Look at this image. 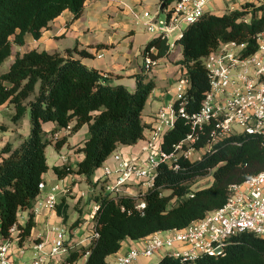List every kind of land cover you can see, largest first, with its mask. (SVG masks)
<instances>
[{
	"label": "trees",
	"instance_id": "trees-1",
	"mask_svg": "<svg viewBox=\"0 0 264 264\" xmlns=\"http://www.w3.org/2000/svg\"><path fill=\"white\" fill-rule=\"evenodd\" d=\"M167 3L170 0H163ZM86 0H0V66L10 56L13 61L0 71V105L13 104L12 120L17 122L29 110V131L16 147L6 142L0 150V243L4 238H16L20 243L35 225L33 205L39 195V183L48 169L45 147L52 144L58 150L67 136L53 134L70 127V133L87 124L89 136L78 148L83 157L76 163L52 166L59 178L75 172L89 181L91 175L119 145H131L146 138L142 110L154 88L152 77L136 73L135 87L111 85L100 70L85 65L73 56L76 47L63 53L28 49L13 53V47L25 45V35L38 39L48 23L64 10L79 17ZM264 31V4L246 2L242 9L221 14L207 13L187 25L182 35L174 39L181 47L178 63L189 81L186 109L199 108L208 88L209 76L204 66L205 56L218 48L219 42L244 44L243 53L256 49V36ZM153 49V50H152ZM170 42L164 35H154L143 46L142 54L154 59L168 55ZM26 100V104L24 103ZM54 122L50 134L42 124ZM188 121L177 118L173 128L163 135L161 146L170 149L186 132ZM227 137L217 143L200 160L180 161V169L160 164L153 186L144 194L145 206L135 207L136 199L128 195L98 193L94 196L97 209L93 214V230L98 233L86 246H66L63 264H74L85 256L84 264H107L108 255L117 253L124 239L137 240L156 231L183 228L205 212L221 206L228 185L241 182L264 168V146L252 135ZM201 143V142H199ZM211 172L212 182L205 188L191 190V182ZM165 190H169L165 193ZM192 194V195H189ZM68 203L60 198L56 214L63 222L68 219ZM27 210V218L19 222V213ZM82 219L69 226L70 236ZM14 227L12 234L10 229ZM149 264H264V239L250 232H241L226 243L217 255L200 254L193 260L162 256Z\"/></svg>",
	"mask_w": 264,
	"mask_h": 264
},
{
	"label": "built area",
	"instance_id": "built-area-1",
	"mask_svg": "<svg viewBox=\"0 0 264 264\" xmlns=\"http://www.w3.org/2000/svg\"><path fill=\"white\" fill-rule=\"evenodd\" d=\"M213 1L170 0L164 3L159 0L155 9L143 8L137 17L151 35L161 34L169 38L172 34L176 39L187 25L211 13L208 6ZM218 1L223 2L220 7L223 11L242 9L246 2L264 4V0ZM160 12L164 13L163 19H159ZM174 39L170 51L175 46ZM243 48L242 43L220 41L218 48L205 56L208 88L195 111L186 109L189 81L185 70L177 73L170 101L152 117L148 136L141 148L142 157L125 158L122 152L114 150L110 155L114 166L105 164L103 168L105 177L100 181L101 193L134 197L135 207L142 209L145 206L143 196L153 186L160 164L178 170L181 160H200L227 137H233L234 143L239 144V136L252 135L264 146V31L256 36L255 51L244 54ZM97 56L101 57L102 53ZM157 63V59L150 55L143 56L142 71L149 73ZM177 118L188 121L191 130L167 150L161 146L163 135L173 128ZM134 185L140 186L136 193L131 188ZM38 187L41 192L45 182L42 180ZM65 192L66 186L51 185L44 197L36 199L33 212L40 208L54 210L59 194ZM96 209L97 204L90 211L91 219ZM10 231L13 234L15 228ZM48 232L50 237L31 244L32 258L28 264H57L56 258L68 252L67 230L61 222L50 224ZM241 232H250L264 239V168L241 182L229 184L221 206L205 212L183 228L156 231L135 240L132 247L117 252L114 260L107 264H133L138 257H152L163 248L168 250L164 255L189 260L205 253L217 255L232 237ZM97 236L90 226L89 234L78 242V246H86ZM14 243L15 239L11 237L1 241L0 264H25L16 262L13 256H24L27 246H14ZM175 244H185L189 249H175Z\"/></svg>",
	"mask_w": 264,
	"mask_h": 264
},
{
	"label": "crops",
	"instance_id": "crops-1",
	"mask_svg": "<svg viewBox=\"0 0 264 264\" xmlns=\"http://www.w3.org/2000/svg\"><path fill=\"white\" fill-rule=\"evenodd\" d=\"M158 2L159 0H86L79 17L72 19L71 12L64 10L48 23L38 39H34L29 34H26L25 44L28 42L32 44V47L29 49L47 50L49 52L56 51L63 53L65 50L72 49L73 47H76L77 50H84L86 52L85 56H81L77 51L73 52V56L79 58L85 65L103 72L105 81L108 84H123L129 90H133L135 87V77L133 75L142 72L143 46L154 35L148 32H146L147 34L141 32L133 26L131 20L133 17L136 18L138 16L141 8L155 9ZM222 4L223 2L215 0L209 4L208 8L210 5H213L215 8V13L213 14H221L224 12L223 9H220ZM99 53H102L101 57L97 56ZM181 56V47L175 44L173 51H170L166 56L158 58L157 65L149 72V75L154 81V88L150 92L141 114L142 121L147 126H150L154 113L170 101L173 85L168 84L167 77L172 73L175 78L179 71L184 70L178 63ZM6 104L4 103L0 106L3 107ZM73 123L74 121L70 122L69 129L62 128L53 134L54 138L66 135L67 139L58 150L50 144L53 147V153L50 156V163L46 156L48 169L43 174L45 188L38 195V197H44L53 184H59L61 187L66 186L67 192L59 194L58 202L60 198L64 197L66 199L69 205L68 219H71V221H73V218L76 216L75 213L77 212L75 209H72L73 201H76L79 197L85 199L86 193L88 191L90 192L88 190V184H93L91 179L88 181L84 175L75 172L59 178L52 169L54 165L61 166L63 164H70L75 169L77 161L83 157V152L79 151L78 148L83 145V141L89 136L88 126L84 124L77 131L70 133V127ZM29 125L24 122L22 127H17L15 131L13 127L2 130L0 135V150L6 142L11 143L12 147H16L21 139L28 134ZM54 126L55 124L52 121H47L42 124L47 135L50 134ZM147 131L148 129L146 127V134H148ZM139 140L144 143V139ZM136 143L119 145L115 151L122 152L125 158L142 157L140 153L141 146L136 149ZM62 158H65V160ZM104 163L109 166H114V162L110 156L107 157ZM83 182H86L85 186L87 189H82ZM131 188L136 193L140 186L134 185ZM89 192L88 195H90ZM71 195L74 197H71ZM93 200L95 201L94 197L90 199V202ZM71 209L73 210V216L70 214ZM19 214V222L23 223L27 218L28 211L23 210ZM82 215L84 216L83 213ZM34 221L35 225L31 229L30 235L22 243L14 238V246L23 244L27 246V250L30 253L26 258L23 256L17 257L14 254L13 259L16 262L19 261L20 263L28 264L32 258L31 244L34 241H40L51 236L50 232H48L50 224L63 222L62 217L56 214L55 209L48 210L46 208H40L35 212ZM84 224L87 225V222L85 221ZM88 226L90 228L91 225L89 224ZM82 228L83 225L76 227L72 231L73 237L71 238L74 242L78 240L79 236L89 234L90 229L84 231ZM134 244L135 240L126 238L123 240L118 252H123ZM73 247L77 246L74 245ZM174 247L179 250L189 249V246L185 244H175ZM167 251V249H162L157 252V259L155 260L158 261ZM115 255L116 253L108 255L106 262L111 263ZM85 258V256L82 257L83 260ZM151 261L152 257L146 258L140 256L133 264H149Z\"/></svg>",
	"mask_w": 264,
	"mask_h": 264
},
{
	"label": "rangeland",
	"instance_id": "rangeland-1",
	"mask_svg": "<svg viewBox=\"0 0 264 264\" xmlns=\"http://www.w3.org/2000/svg\"><path fill=\"white\" fill-rule=\"evenodd\" d=\"M141 10H142V8H141ZM141 10H140V12H141ZM209 11L211 13H215V8H214L213 5H210ZM163 18H164V13L163 12H160L159 19H163ZM141 21L142 20L140 18H138V17L134 18L133 17L132 20H131V23L133 24L134 27H136L137 29H139L141 32L146 33L147 30L145 29V27H144V25L142 24ZM174 38H175V36L171 34L169 36V38H168V41L171 43ZM31 47H32V44H30L29 42L26 43L23 46H16L15 45L13 47V53H15L17 51L18 52H24V50H28ZM13 58H14V55L8 57L3 62V64L0 66V71L1 72L5 71L8 68V66L10 65V63L13 61ZM173 75L174 74L171 73L167 77L168 84H171V85L174 84L175 78L173 77ZM24 103L26 104V100H25ZM165 106H166V104H165ZM12 114H14V108H13V104L12 103L7 102V104L5 106H3V107L0 106V135L2 133L1 131L2 130H6L7 128L13 127L14 128V131L16 130L17 127H20L21 128L22 127V124L24 122H26L29 125V110L28 109L26 110L25 114L17 122H15V123H14V121L11 118L12 117ZM147 132H149V130ZM146 136H148V134H146ZM140 146L142 148L144 146V143H143V141L138 140L137 143H136V145H135V148L138 149V148H140ZM45 151H46V156L48 158V162L50 163L51 162V157L50 156L53 153V147L50 144H48L45 147ZM141 155H142V153H141ZM104 165H105V163L103 162L101 164V166L97 170H95V172L90 177V179L93 181V184L92 185H89L88 184V190H90V192L89 191L88 192H89L90 195H88V192H87L85 199H83V197H79L76 201H73V203H72V209H75V211H77L75 213L76 216H75V218H73V220L76 219V218L82 219V222L79 224V226L81 227L83 225V228L82 229H84V231H88V229H90L89 226H88L89 224L91 225V228L93 226V220L91 218H89V214H90V211L95 207L96 201L93 200L92 202H90V199L92 197H94L96 194H98V193L101 192L99 190L100 189L99 188V185L101 184L100 181L103 180V178L105 177V175L103 174ZM212 179H213V177H212L211 172H209V173H207L205 175H202V176H198V177H196L191 182L190 189L191 190H196V189L205 188L208 185H210V183L212 182ZM85 185H86V182H83V184L81 186L82 189H87ZM168 192H169V190H165V193H168ZM71 197H74V196L71 195ZM72 209L70 211V214H72V216H73V210ZM82 213L84 214V216L82 215ZM87 218H89V221L87 220ZM83 221L84 222L86 221L87 222V225L84 224ZM71 223H72L71 219H68V222H66V223H64V222L61 221V224L67 230V236H68V240H69L68 242L70 244V247L72 248L74 246L73 244H75V243H76L75 246L78 247V244H79L78 242H80L85 235L79 236L78 237V240L76 242H74V240H72V238H71V237H73V234H72V236H70V233H69V230H68ZM29 255H30L29 251L26 250V253H25V255L23 257L26 258ZM66 255H67V253L64 254V255L58 256L56 258L57 259V264H63L62 262L66 258ZM156 255H157V253L152 256V261L150 263H155L156 262V260H155V259H157ZM83 261L84 260L82 258H79L74 264H83ZM25 262H27V261H25Z\"/></svg>",
	"mask_w": 264,
	"mask_h": 264
}]
</instances>
